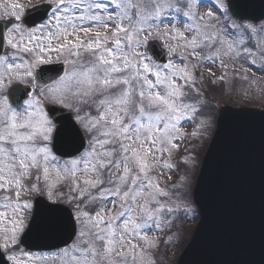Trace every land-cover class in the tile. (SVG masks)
Segmentation results:
<instances>
[{"label":"snow or ice","instance_id":"6c2138e0","mask_svg":"<svg viewBox=\"0 0 264 264\" xmlns=\"http://www.w3.org/2000/svg\"><path fill=\"white\" fill-rule=\"evenodd\" d=\"M230 4L0 0V264L31 261L19 244L41 231L68 234L39 258L50 264H156L158 237L188 211L183 145L209 126L203 69L222 89L230 64L232 85L248 79L237 65L264 72V25L237 23Z\"/></svg>","mask_w":264,"mask_h":264},{"label":"water","instance_id":"95a60500","mask_svg":"<svg viewBox=\"0 0 264 264\" xmlns=\"http://www.w3.org/2000/svg\"><path fill=\"white\" fill-rule=\"evenodd\" d=\"M233 6L243 20L264 19V0H231V13ZM215 129L192 193L200 219L176 264H264V111L223 106ZM63 146L75 143L66 137ZM67 239L41 231L20 244L47 250Z\"/></svg>","mask_w":264,"mask_h":264},{"label":"rangeland","instance_id":"374dc122","mask_svg":"<svg viewBox=\"0 0 264 264\" xmlns=\"http://www.w3.org/2000/svg\"><path fill=\"white\" fill-rule=\"evenodd\" d=\"M22 3L25 4L26 7L29 6L30 2L35 3L36 0H21ZM206 0H201V3H205ZM226 2V1H225ZM201 14H203L208 9L206 7H201ZM230 14V12H229ZM231 15V14H230ZM234 19V18H233ZM235 20V19H234ZM237 22V21H236ZM241 23V22H237ZM245 23V22H242ZM248 24V23H245ZM252 24V23H250ZM258 29L261 25H264V22L261 24H252ZM163 44V41L160 40ZM253 41L258 45H264V32H258L254 37ZM259 63V61H258ZM237 68L247 69V81L236 80L234 85H232V80L235 76L232 65H229L228 77L230 81V85L223 87L220 84L212 85L208 81L215 79L216 76L221 75V71L217 70L216 67H213V72H215V76L210 75L207 68L203 69L205 73V82L202 87L206 90V94H211V98L207 95L209 101H211V109L210 115L208 116L209 126L206 131H204L198 138H194L190 141L193 142L191 146H189L188 142L185 141L183 147L188 146V155L191 160V163L187 166L189 171L185 176V170L183 166L181 167V172L176 171L177 175L172 173V179L169 181V184L177 183L180 180L181 176H185L184 182L182 186L177 190L178 194L181 196L180 204L183 208H186L187 213L181 212L178 218L175 220V224L172 228L167 229L163 235L159 236L158 239L161 241L159 247L155 249V259L156 264H175V257L182 250V243L189 238V233L195 227V223L198 220V215L196 212L195 206L192 204V188L193 182L196 176L197 167H199V159L205 147V143L212 133V127L214 126L213 115L216 116L218 112V107L223 104H229L233 106H248L252 108L264 109V72L258 71L256 67H250L248 64L237 65ZM214 99V101H213ZM214 116V117H215ZM195 130V125L186 124L183 128L185 132H191ZM197 142V143H195ZM182 150V149H181ZM177 160L179 157L176 158ZM176 175V176H175ZM163 179H167V176L163 177ZM184 245V244H183ZM180 247V248H179ZM19 249L22 252L30 254L33 259L31 261H27V258L24 259L27 261V264H50L49 260L39 259L42 256H47L51 258L55 252L50 253H34L28 250H25L21 245H19Z\"/></svg>","mask_w":264,"mask_h":264}]
</instances>
